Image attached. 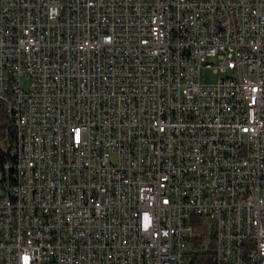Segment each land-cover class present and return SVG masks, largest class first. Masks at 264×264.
Instances as JSON below:
<instances>
[{
    "label": "built area",
    "instance_id": "obj_1",
    "mask_svg": "<svg viewBox=\"0 0 264 264\" xmlns=\"http://www.w3.org/2000/svg\"><path fill=\"white\" fill-rule=\"evenodd\" d=\"M2 116L0 264H264V0H0Z\"/></svg>",
    "mask_w": 264,
    "mask_h": 264
},
{
    "label": "trees",
    "instance_id": "obj_2",
    "mask_svg": "<svg viewBox=\"0 0 264 264\" xmlns=\"http://www.w3.org/2000/svg\"><path fill=\"white\" fill-rule=\"evenodd\" d=\"M10 128V122L6 117L0 118V139L5 135L6 131ZM201 222L198 216H193L192 223L194 228ZM191 264H214L216 258V235L213 233L210 243L207 244V238L203 234L191 235Z\"/></svg>",
    "mask_w": 264,
    "mask_h": 264
},
{
    "label": "rangeland",
    "instance_id": "obj_3",
    "mask_svg": "<svg viewBox=\"0 0 264 264\" xmlns=\"http://www.w3.org/2000/svg\"><path fill=\"white\" fill-rule=\"evenodd\" d=\"M212 59L209 58V61H211ZM202 74L204 76V81L207 82V83H214L217 81V79L219 78V74L218 73H215L213 71L212 68H208V67H204L202 69ZM201 222L197 225V227H195V233L196 234H203L206 236L207 238V244L210 243V240H211V231L209 229V219L207 218H201V217H198Z\"/></svg>",
    "mask_w": 264,
    "mask_h": 264
},
{
    "label": "bare ground",
    "instance_id": "obj_4",
    "mask_svg": "<svg viewBox=\"0 0 264 264\" xmlns=\"http://www.w3.org/2000/svg\"><path fill=\"white\" fill-rule=\"evenodd\" d=\"M4 187V176H0V190H3Z\"/></svg>",
    "mask_w": 264,
    "mask_h": 264
}]
</instances>
